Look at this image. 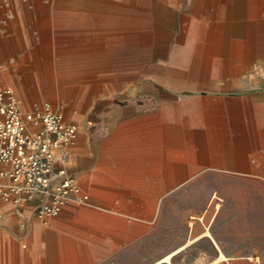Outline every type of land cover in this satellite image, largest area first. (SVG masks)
Segmentation results:
<instances>
[{
	"label": "crops",
	"instance_id": "1",
	"mask_svg": "<svg viewBox=\"0 0 264 264\" xmlns=\"http://www.w3.org/2000/svg\"><path fill=\"white\" fill-rule=\"evenodd\" d=\"M140 9L122 7L120 0H0V84L11 87L23 109L49 103L63 111L68 87L80 82L82 89L86 82L85 71L77 69L89 63L79 56L101 52L97 62L116 66L119 78H91L92 89L101 93L86 127L101 134L100 152L98 144L69 145L56 152L55 165L73 173L89 194L88 205L90 186L77 174L94 170L108 203L121 187L141 192L190 185L195 178L199 185H229L220 197L225 208L214 215L213 244L199 264H215L221 256L228 264H264V0L150 3L148 78L164 91L159 107L136 97L120 100L125 91L120 94L115 84L128 75L134 92L142 86L141 40L128 60L113 57L121 30L133 27L137 36L143 31L138 17L122 12ZM78 10H89L97 25L125 29L101 33L100 50L94 33L79 38L84 24ZM111 87L118 92L111 95ZM36 203L0 197V264H116L108 236H135L146 226L134 218H151L136 207L127 222L119 214L67 205L58 216L41 219ZM88 230L102 236L87 242Z\"/></svg>",
	"mask_w": 264,
	"mask_h": 264
},
{
	"label": "rangeland",
	"instance_id": "2",
	"mask_svg": "<svg viewBox=\"0 0 264 264\" xmlns=\"http://www.w3.org/2000/svg\"><path fill=\"white\" fill-rule=\"evenodd\" d=\"M78 1L82 2V0ZM132 1L120 0L122 7L126 5L127 7H133L137 4L141 8L136 13L130 10L122 12L124 18L138 17L142 21L144 24L142 26L143 31L138 36L137 30L134 31L133 27H125L126 30L124 31L121 30L124 27L97 25V20L89 13V10H78L79 23L83 22L84 24L78 27L79 38L81 39L82 36H85L84 34L94 33L95 40L99 39L98 42H95V46L101 50L105 44L104 42H100L103 36L101 33L112 34L117 32V30H121L120 42H117V47H120V50L113 51L115 52L113 53V57L125 56L127 60L130 54L133 53L134 43L138 41L137 38L140 39L141 41L137 42L138 45L136 47L138 52L140 51L142 54V86L134 92L128 75L117 79L116 82L119 83L115 84L118 85L119 93L121 94L123 90L125 91L124 95H119V99L130 101L136 97L137 99H141L143 105L152 104L155 107H159L165 102L164 91L160 87L155 88L148 78L150 49L152 45L149 33L151 21L150 3L155 0ZM133 13H135V16L132 15ZM128 28L131 29L128 30ZM96 31L99 32L97 33ZM100 53L94 52L79 56V62L86 61L89 63L83 67L79 66L77 69L78 74L81 71H85L86 82L84 88H80L83 85L80 82L71 84L65 92V95L67 94L66 98L61 103L65 105L63 108L65 118L81 123V132L74 143L70 145L69 149L75 145L85 147L87 144H90L92 147L93 144H98L100 152L101 134H92L91 130L88 131L86 127L89 110L98 101V96L101 93L99 90L92 89L91 78L108 75L119 78L116 75V66H102L100 62H97ZM83 56H85L84 59L82 58ZM164 83L163 75V78L159 79V84L164 85ZM115 92L118 91H114L113 87H111L110 94L112 95ZM98 105L92 109H98ZM75 116L80 120L75 118ZM99 152L98 156L96 155L98 159L100 158ZM66 162L68 165H71L72 159L68 157ZM77 175L82 184L90 186L91 204L88 205L87 203L70 200L63 208L67 205L87 206L100 210L103 213L119 214L126 217L127 222L130 221L129 213L132 207L140 209L143 216L148 214L151 216L150 219L145 217L134 218L146 226L135 236H127L126 239L122 238L121 235H114L115 238H113L112 234L108 236V243L111 249H113L110 252L111 261H114L116 264H152L169 253H172V255L169 256L167 261H161L157 264H199L205 256V251L210 250L213 244L212 229L215 221V212L223 211L225 208L224 202L220 197L223 194H228L230 191L229 185H199L195 178L191 180L192 184L190 185H158L148 187L147 191L143 187L141 192L139 190L134 192L132 187L130 190L125 191L124 187H121L120 193H118L120 195L112 192L115 200L108 203L103 199L108 194L107 188L97 185V172L95 170ZM222 177H229V175L223 174ZM120 198H125V201H121ZM134 198L136 200H133ZM101 236L88 230L86 234L87 242L95 243L97 241L96 238H100ZM219 258L221 259L217 260L215 264H228L226 260L222 259L223 256ZM14 264H17L16 260H14Z\"/></svg>",
	"mask_w": 264,
	"mask_h": 264
},
{
	"label": "built area",
	"instance_id": "3",
	"mask_svg": "<svg viewBox=\"0 0 264 264\" xmlns=\"http://www.w3.org/2000/svg\"><path fill=\"white\" fill-rule=\"evenodd\" d=\"M77 135V123L62 110L49 103L23 109L11 87L0 84V197L13 203L37 198L41 219L58 216L70 200L88 203L73 173L55 165L56 152Z\"/></svg>",
	"mask_w": 264,
	"mask_h": 264
}]
</instances>
